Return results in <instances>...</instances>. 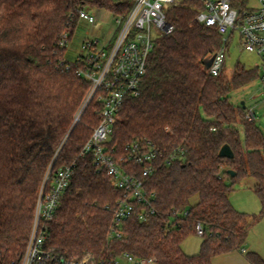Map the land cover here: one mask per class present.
Segmentation results:
<instances>
[{"label":"trees","instance_id":"1","mask_svg":"<svg viewBox=\"0 0 264 264\" xmlns=\"http://www.w3.org/2000/svg\"><path fill=\"white\" fill-rule=\"evenodd\" d=\"M87 4L119 8L116 0H0V264H20L44 177L49 168L53 176L67 165L73 167L71 182L46 237L47 246L66 256L88 251L101 264H117L114 257L127 251L155 256V264H211L215 255L242 248L264 217V132L247 119L232 91L254 80L259 69L237 61L231 75L224 73L225 63L219 74L209 73L223 37L216 26L196 21L201 0H179L166 9L173 30L156 38L140 94L125 98L105 141L116 157L136 140H151L161 152L146 180L155 212L145 220L129 218L122 236L107 242L123 193L91 154L81 153L99 121V103L92 100L74 122L89 83L60 45L63 32L72 37L78 11ZM226 143L233 157L219 154ZM122 164L142 172L141 164ZM246 178L259 197L258 213L231 202V192ZM198 223L199 251L187 254L182 242L198 235ZM246 256L264 264L256 251Z\"/></svg>","mask_w":264,"mask_h":264},{"label":"built area","instance_id":"2","mask_svg":"<svg viewBox=\"0 0 264 264\" xmlns=\"http://www.w3.org/2000/svg\"><path fill=\"white\" fill-rule=\"evenodd\" d=\"M118 3L114 37L86 38L81 44L80 54L73 61L78 75L85 78L89 88L83 98L74 122L80 120L92 100L99 103L98 123L85 143L81 153L92 155L93 162L104 171L123 195L113 209L107 242L123 234L122 225L136 216L145 220L155 212V195L146 185L154 169V161L161 154L151 140H136L128 145L124 155L116 157L105 146V141L119 118L120 109L126 97L140 94V83L147 70L149 54L157 37L173 30L166 16V9L179 0H116ZM240 1L239 8L232 0H201L195 19L208 26H216L223 37V43L213 54L208 67L209 73L217 75L222 71L226 58V47L234 32L239 34L242 47L256 53L260 59V83L264 90V0H257L256 7L245 8ZM238 6V5H237ZM78 18L96 23V17L85 7L78 11ZM229 32L227 38L224 35ZM68 32H63L60 45L67 46ZM246 117L256 121L253 107L246 109ZM174 156L166 157L170 162ZM123 161L142 165L141 174L131 173ZM73 174L72 165L59 168L52 176L47 171L41 185L34 218L20 264H101L92 252L83 251L72 256L64 255L62 249L46 245L48 222L53 218L59 197L69 187ZM198 235L203 233L201 224L196 226ZM117 264H155V256H138L124 251L114 257Z\"/></svg>","mask_w":264,"mask_h":264},{"label":"rangeland","instance_id":"3","mask_svg":"<svg viewBox=\"0 0 264 264\" xmlns=\"http://www.w3.org/2000/svg\"><path fill=\"white\" fill-rule=\"evenodd\" d=\"M241 1V0H240ZM246 7H256L257 0H246ZM239 8L238 6H236ZM85 8L96 17V23H91L85 19H79L78 24L74 30L72 37L69 39L64 51V57L69 61H74L80 54L81 44L84 39L92 37H100L102 39H109L114 37L117 29L115 10L108 7H97L85 5ZM229 32L224 35L227 38ZM239 61L245 67H257L259 75L241 88L232 91V99L235 103L245 102L246 109L253 107L257 113L256 124L264 132V90L260 83V57L251 51L244 49L240 43L239 34L234 32L226 47L225 58V74L231 75L236 62ZM251 178L242 180L230 194V199L240 207L241 211H246L250 214L258 213L260 210V200L253 189L240 188L241 184L250 182ZM198 196L192 197V203L197 201ZM234 205V204H233ZM236 208V206H235ZM239 210V209H238ZM201 238L199 235H191L184 239L182 248L187 254H196L200 248ZM248 251H257L261 253L264 258V220H262L250 232L249 238L245 241L242 248ZM261 249V251H259ZM246 254V253H245Z\"/></svg>","mask_w":264,"mask_h":264},{"label":"crops","instance_id":"4","mask_svg":"<svg viewBox=\"0 0 264 264\" xmlns=\"http://www.w3.org/2000/svg\"><path fill=\"white\" fill-rule=\"evenodd\" d=\"M240 188L252 189L250 186H248L246 184L244 185V183L241 184ZM231 202H233V201H231ZM233 204H234V206H236L237 209L241 210L240 207H238V205H236L235 203H233ZM262 220H264V217H262L259 220V222L256 223L251 228V230L253 228H255ZM251 230H250V232H251ZM250 232H249V235H250ZM249 235H248L247 239L249 238ZM243 249H244V251L242 249L241 250L235 249V250H232V251H229V252H226V253L215 255L212 258L211 264H251L250 261L248 260L247 256H246V254H245V253H247L246 251L248 249H246V248H243ZM259 251H261V249ZM259 254L261 255V253H259Z\"/></svg>","mask_w":264,"mask_h":264},{"label":"water","instance_id":"5","mask_svg":"<svg viewBox=\"0 0 264 264\" xmlns=\"http://www.w3.org/2000/svg\"><path fill=\"white\" fill-rule=\"evenodd\" d=\"M211 62H212V58L208 61L207 66H210ZM241 104L243 105V108L246 107L244 101H242ZM219 154L221 156H225V157H233L234 156V151L231 148V146L226 143L220 148ZM228 172L230 173L231 176L235 175V171L232 170V169H229Z\"/></svg>","mask_w":264,"mask_h":264}]
</instances>
